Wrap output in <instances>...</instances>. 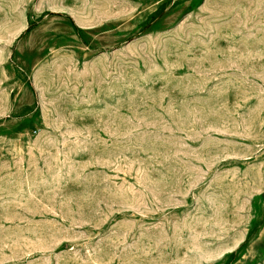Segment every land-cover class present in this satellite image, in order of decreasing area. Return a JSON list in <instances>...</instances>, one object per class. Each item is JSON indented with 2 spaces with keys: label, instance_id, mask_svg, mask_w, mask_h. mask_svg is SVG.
Returning a JSON list of instances; mask_svg holds the SVG:
<instances>
[{
  "label": "rangeland",
  "instance_id": "374dc122",
  "mask_svg": "<svg viewBox=\"0 0 264 264\" xmlns=\"http://www.w3.org/2000/svg\"><path fill=\"white\" fill-rule=\"evenodd\" d=\"M0 264H264V0H0Z\"/></svg>",
  "mask_w": 264,
  "mask_h": 264
}]
</instances>
